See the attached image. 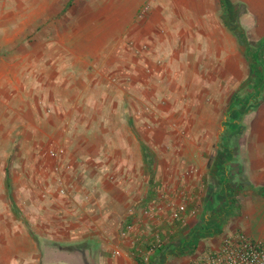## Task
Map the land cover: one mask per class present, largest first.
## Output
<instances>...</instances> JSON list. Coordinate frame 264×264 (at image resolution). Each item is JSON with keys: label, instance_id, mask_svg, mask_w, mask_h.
I'll use <instances>...</instances> for the list:
<instances>
[{"label": "crops", "instance_id": "1", "mask_svg": "<svg viewBox=\"0 0 264 264\" xmlns=\"http://www.w3.org/2000/svg\"><path fill=\"white\" fill-rule=\"evenodd\" d=\"M111 1L109 13L96 32L99 38L78 44L73 52L60 54L63 56L52 69L45 68L36 76L41 89L37 91V101L30 106L35 118L33 129L41 137L39 140L46 139L56 145L68 141L67 159L78 161L74 172H67V193L58 192L52 163L45 166L39 159L44 148H17L15 153L35 157L26 163L11 165L6 162L7 152L0 149V235H13L8 241H0V264H102L101 257L98 260L95 253L92 257L86 256L87 248L91 246L100 251L105 246L109 250L113 243L122 241L124 246L127 244L123 249L129 247L133 253L136 233L127 234L123 239L120 232L134 221L145 237L157 230L164 233L166 247L150 263H138L135 259L133 263L123 258L115 260V264H182L219 249L227 235L237 232L264 243V98L254 103L255 128L238 133L247 140V145L234 149L222 147L220 154L230 157H222L220 161L217 157L215 163L205 167V175L213 179L217 174L221 176L229 192L224 189L226 194L211 201L204 224L192 214L194 206L188 207L182 220L172 218L171 209L182 202L180 183L171 184L170 200L160 199L159 190L149 191L148 179L144 176L150 163L143 144L149 145L155 140L164 143L167 134L163 125L149 134L144 126L150 121V115L139 117L132 110L134 91L143 94L150 89H162L161 84L149 82L146 77L149 69L160 77L170 68L173 78L168 79H172L175 87L177 83L187 82L182 77L179 82L176 79L177 44L189 43L191 54L196 56L201 25L212 31L215 28L208 35L211 43L217 44L216 50L220 48L217 56H211L220 60L221 79L214 82V78H207V87L210 91L229 90V71L244 57L238 48L243 53L246 49L229 24L222 22L224 9L232 8L234 3L245 5L250 21L243 26L252 44L263 45L261 57L264 59V0H151L154 2H150L147 16L140 20L137 12L142 0ZM230 31L236 36L238 48L231 41ZM129 39L150 44L140 62L135 61L134 53L127 46ZM179 49L186 51L185 45ZM197 75L195 83L201 81ZM219 83L221 87L217 86ZM160 118L163 117L157 116L158 122L164 123ZM196 135L192 134L191 138ZM186 150L182 152L197 153V147ZM217 151L213 153L216 155ZM166 175L164 172L162 181H175ZM193 183L196 185V181ZM236 188L239 198H233ZM23 200H29L30 209L35 211L30 215V232L45 235L51 248L62 251L69 259L42 258L39 243L27 238L21 221L17 220L13 227L3 226L7 217L12 216L9 204L13 201L20 207ZM164 201L168 203L156 219L144 214V209L151 204ZM217 218L222 222L219 227L215 223ZM190 240L196 242L189 249ZM75 243L82 244L81 248L70 247ZM74 253L81 256L79 262L70 261Z\"/></svg>", "mask_w": 264, "mask_h": 264}, {"label": "rangeland", "instance_id": "2", "mask_svg": "<svg viewBox=\"0 0 264 264\" xmlns=\"http://www.w3.org/2000/svg\"><path fill=\"white\" fill-rule=\"evenodd\" d=\"M113 1L116 3V0ZM154 1L142 0L137 12V19L140 20L147 16L150 7L148 9L146 7ZM110 2L112 1L0 0V149L7 152L6 162L11 165L14 162L26 163L35 157L34 155L15 153L17 148L34 146L44 148L39 159L45 166L52 163L54 178L58 182V192L62 195L68 191L65 183L67 172H74L78 161L76 158L67 159L69 147L66 143H69L68 141L65 143L66 145L63 143L56 145L46 139L39 140L41 137H38L37 132L33 129L32 123L35 118L30 106L34 101H37L38 92L41 89V84L37 83L36 76L41 71L43 73L45 68L52 69V65H55L63 56L60 54L73 52L78 49V44L93 42L97 37L99 38L96 32L109 13ZM244 9L245 5L234 3L232 8L224 9L222 22L229 24V29L231 27H237L238 31L243 29L249 45L255 49L258 48L256 52L258 59H254V62L264 61L261 57L263 45L252 44L243 26L246 23L249 24L250 21V13ZM214 30L215 28H213ZM198 31L200 40L196 43V56L191 54L189 43L177 44L176 79L179 82V78L182 77V81L187 82L177 83V87H175L172 79H168L173 78L169 73L170 68H166L165 76L160 75V77L152 74V70L149 69L146 76L149 82L161 84L162 89H150L143 94L134 91L132 110L133 114L139 117L145 114L150 115V121L144 126L149 134L157 132L158 128H161L159 126L162 125L165 126L164 130L167 134L164 143H158L155 140V143L143 144L146 147L144 153L150 163L148 174L144 176L148 179L149 191L156 193L159 190L160 199L170 200L168 193L171 184L180 183L183 188L181 201L188 204V207L194 206L191 210L195 209V213L192 214L204 224L211 208V201L226 194V190L228 191L227 188H229L223 186L221 182L223 180L218 174V177H214V179L211 176L207 177L204 171L205 167L215 163L217 157H220L219 161L222 157H230L220 154L222 147L234 149L247 145V140L240 138L238 133L250 132L255 128V122H253L254 103L258 97H254L250 101L248 99L258 84L262 83H260V72L251 65L249 47L247 48L244 44L246 54L243 53L242 49L238 48L236 39L238 35L233 32L236 35L234 36L230 31L231 41L243 54L240 56L245 58L238 59L236 68L231 67L227 77L229 90L224 88L223 90L210 91L206 84L207 78H214V82L221 79L220 60L211 56H217V50L220 48L216 50L217 44L211 43L209 38L213 31L210 28L201 25ZM127 44L129 50L134 53L136 62L141 61L140 59L145 56L144 52L150 46L147 42L139 43L135 39H129ZM181 45H185V52L180 51ZM218 45L220 46V44ZM47 64H50L49 67L46 66ZM195 73H198L197 78L201 80L200 84L195 83ZM204 86L206 87L203 89ZM217 86L221 87L222 84L219 83ZM223 86L225 87V84ZM263 87L264 83L261 88ZM260 95L259 99L262 100L264 91ZM233 105L235 106L232 107ZM157 116L163 117L160 118V121H164V123H159ZM215 120L217 121L214 130H212L211 127ZM136 128L135 125L134 129ZM195 133H197L196 137L191 138V135ZM193 147H197L196 154L182 152V150L187 151L186 149ZM215 150H219L216 155L213 153ZM1 158L2 156H0ZM172 164H174L173 167ZM164 172L168 178H174L175 181L163 180V182L161 176ZM192 181H196V185L192 184ZM227 183L230 182L227 181ZM238 190L236 188L232 193L235 195L233 198H239ZM149 197L153 198L152 195ZM154 198H158V196ZM165 204H167L166 201ZM9 205L12 216L7 217L3 226L13 227L17 220L21 221L27 230V238L31 237L39 243L41 248L39 255L42 254V258L47 261L48 259H69L66 255L64 256L62 251L59 253L57 250H53L45 235L30 232V215L35 211L30 209L29 200H23V203L19 204L20 207L13 201ZM213 205L215 206V204ZM21 206L22 209H20ZM236 206L238 205H234V207ZM215 223L219 224L218 227L222 224L219 218L215 220ZM215 228H217L216 225ZM125 231L126 227L120 232L123 239ZM12 237L13 235L1 234L0 241H8ZM195 242V240L188 242L189 249ZM126 245L124 246V242L119 241L117 244L113 243L109 250L105 246L100 247V251H96L88 245H84V248L88 247L86 256L92 257L95 253L98 260L101 257L102 264H115V260L120 261L123 258L131 259L133 262L134 256L129 251V247L128 250L123 249ZM81 246L82 244L75 243L70 247L78 250ZM71 254L73 253L71 252ZM74 254L71 255L72 260L70 261L79 262L81 256L79 258L78 253ZM187 262L184 261L182 264ZM25 263L28 264V262Z\"/></svg>", "mask_w": 264, "mask_h": 264}, {"label": "built area", "instance_id": "3", "mask_svg": "<svg viewBox=\"0 0 264 264\" xmlns=\"http://www.w3.org/2000/svg\"><path fill=\"white\" fill-rule=\"evenodd\" d=\"M149 7L150 4L146 8ZM164 204L165 201L151 204L143 212L147 217L156 219ZM171 210V216L174 220H182L189 208L188 204L181 202ZM191 212L195 213V209ZM135 223L137 222L127 224L123 235L136 233L132 253L134 259L138 263H150L153 256L166 247L167 238L159 230L145 237L146 235L138 231ZM186 264H264V243L243 232H237L230 236L227 235L219 249L193 257Z\"/></svg>", "mask_w": 264, "mask_h": 264}, {"label": "trees", "instance_id": "4", "mask_svg": "<svg viewBox=\"0 0 264 264\" xmlns=\"http://www.w3.org/2000/svg\"><path fill=\"white\" fill-rule=\"evenodd\" d=\"M233 32H235V34L238 35V38L240 40L241 43L245 44L247 46V48L249 47V53L251 52V60H252V67L257 70L258 72H260V83H264V61L263 60H259V62H254V59H258V55H256V52L258 51V48L255 49L252 45H249V41L247 40V38L244 35V30L240 29L239 31L237 30V27H231L230 28ZM262 84H258V87L256 88V90L254 91L253 94L249 95V99L253 100L254 97L259 99V97L261 96V92L264 91V87L261 88ZM235 106V105H234Z\"/></svg>", "mask_w": 264, "mask_h": 264}]
</instances>
